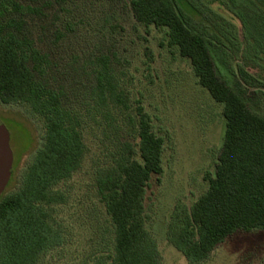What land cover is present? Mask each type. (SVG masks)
Listing matches in <instances>:
<instances>
[{"label": "trees", "instance_id": "1", "mask_svg": "<svg viewBox=\"0 0 264 264\" xmlns=\"http://www.w3.org/2000/svg\"><path fill=\"white\" fill-rule=\"evenodd\" d=\"M215 1L130 0L138 23L165 30L168 45L190 59L198 83L223 104L224 141L209 187L191 211L177 206L169 228V242L190 264L207 261L238 230L264 228V115L231 84L237 75L249 74L232 63L241 51L246 66L264 71V0L244 5L220 0L241 21L242 32L213 7ZM49 4L0 0V100L27 103L45 122L44 142L23 172L20 191L0 197V264H39L64 242L47 206L66 201L55 187L80 169L88 121L114 144L95 177L113 224L110 264H162L145 226L144 201L150 180L164 171V139L139 100L134 107L109 55L94 62L95 85L84 107L66 104L65 92L48 81L49 56L25 31L26 16L42 15ZM199 20L205 28H197ZM134 133L137 144L130 139Z\"/></svg>", "mask_w": 264, "mask_h": 264}, {"label": "rangeland", "instance_id": "2", "mask_svg": "<svg viewBox=\"0 0 264 264\" xmlns=\"http://www.w3.org/2000/svg\"><path fill=\"white\" fill-rule=\"evenodd\" d=\"M50 1L42 15L26 16L25 28L50 58L49 83L65 92L67 105L82 108L95 85L96 58L103 54L112 58L134 107L139 100L151 117L153 130L164 139V171L154 175L146 188V229L157 242L162 264H190L169 242V228L177 206L191 211L209 187L224 141L223 104L198 83L190 59L168 45L165 30L154 26L148 30L138 23L130 0ZM213 7L242 32L241 21L224 3L216 0ZM194 24L205 28L200 20ZM233 61L249 74L237 75L232 86L245 95L251 109L264 115V71L246 66L242 51ZM0 122L10 131L14 153L15 173L4 192L10 195L20 191L23 172L44 142L45 122L29 104L1 100ZM83 132L87 151L80 169L55 187L66 201L47 206L64 242L48 251L39 264L112 262L113 224L95 177L97 168L108 162L109 145L114 148V144L91 121ZM130 139L134 144L139 140L135 133ZM201 264H264V228L236 231Z\"/></svg>", "mask_w": 264, "mask_h": 264}, {"label": "water", "instance_id": "3", "mask_svg": "<svg viewBox=\"0 0 264 264\" xmlns=\"http://www.w3.org/2000/svg\"><path fill=\"white\" fill-rule=\"evenodd\" d=\"M14 153L8 127L0 122V197L5 192L13 171Z\"/></svg>", "mask_w": 264, "mask_h": 264}]
</instances>
